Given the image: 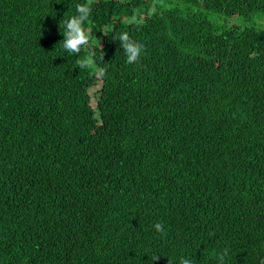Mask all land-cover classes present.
I'll return each instance as SVG.
<instances>
[{"label":"trees","instance_id":"trees-1","mask_svg":"<svg viewBox=\"0 0 264 264\" xmlns=\"http://www.w3.org/2000/svg\"><path fill=\"white\" fill-rule=\"evenodd\" d=\"M85 2L0 0V264H260L264 28L205 12L264 0H92L76 56Z\"/></svg>","mask_w":264,"mask_h":264},{"label":"clouds","instance_id":"clouds-1","mask_svg":"<svg viewBox=\"0 0 264 264\" xmlns=\"http://www.w3.org/2000/svg\"><path fill=\"white\" fill-rule=\"evenodd\" d=\"M92 11V0H86V2L83 4H77L76 14L63 22V32L61 34L64 38L60 42L61 47L68 53L78 56L81 52V49L89 45V43L92 41L91 29L85 27V23L92 14ZM155 11V5H153V7L150 9V12L155 13ZM117 38L121 41V47L123 48L126 56V63L130 65L138 63L144 51L143 44L132 39V37L126 31L121 32ZM95 42L99 44V40L97 38ZM101 59H103V55ZM92 63H94V56H90L88 59L79 60L78 66L80 69H86ZM105 73V69H98L99 76L103 77ZM153 227L155 231L160 233L162 236L167 234L160 222L155 223ZM157 259V254H154L151 264ZM169 264H172L171 260H169ZM180 264H194V262L191 259L181 258ZM260 264H264V259L260 261Z\"/></svg>","mask_w":264,"mask_h":264},{"label":"rangeland","instance_id":"rangeland-1","mask_svg":"<svg viewBox=\"0 0 264 264\" xmlns=\"http://www.w3.org/2000/svg\"><path fill=\"white\" fill-rule=\"evenodd\" d=\"M205 13L208 15V17L211 20L219 24L225 25L226 27L235 25L238 27L254 26L257 28H264V14L261 12H256L253 15H250L249 17H245V16L229 17L223 14L214 13L212 11H206ZM86 58L88 59L89 57ZM89 67L94 71H98V67L95 66L93 63Z\"/></svg>","mask_w":264,"mask_h":264}]
</instances>
